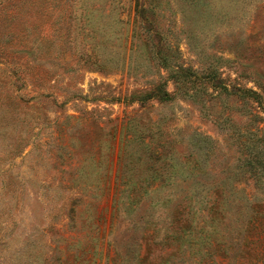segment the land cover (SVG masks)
<instances>
[{
    "label": "rangeland",
    "instance_id": "rangeland-1",
    "mask_svg": "<svg viewBox=\"0 0 264 264\" xmlns=\"http://www.w3.org/2000/svg\"><path fill=\"white\" fill-rule=\"evenodd\" d=\"M91 256L264 264V0H0V264Z\"/></svg>",
    "mask_w": 264,
    "mask_h": 264
},
{
    "label": "trees",
    "instance_id": "trees-1",
    "mask_svg": "<svg viewBox=\"0 0 264 264\" xmlns=\"http://www.w3.org/2000/svg\"><path fill=\"white\" fill-rule=\"evenodd\" d=\"M45 61H46V59L44 58V62H45ZM53 66H54V65H53ZM247 93L250 94V95L253 96V97L258 98V94L254 93V92H252V91H249V92L247 91ZM160 100H161V99H160ZM254 100H255V99H254ZM87 262H88V260H87ZM89 262H90V264H96L92 256H91V258L89 259Z\"/></svg>",
    "mask_w": 264,
    "mask_h": 264
}]
</instances>
